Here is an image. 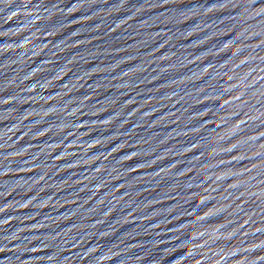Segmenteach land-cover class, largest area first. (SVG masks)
Listing matches in <instances>:
<instances>
[{"label": "water", "instance_id": "1", "mask_svg": "<svg viewBox=\"0 0 264 264\" xmlns=\"http://www.w3.org/2000/svg\"><path fill=\"white\" fill-rule=\"evenodd\" d=\"M0 189L50 264H264V0H0Z\"/></svg>", "mask_w": 264, "mask_h": 264}]
</instances>
